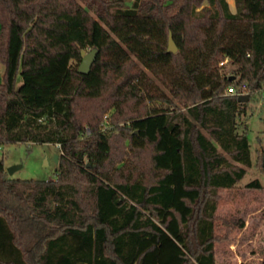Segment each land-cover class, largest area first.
<instances>
[{
  "label": "trees",
  "instance_id": "1",
  "mask_svg": "<svg viewBox=\"0 0 264 264\" xmlns=\"http://www.w3.org/2000/svg\"><path fill=\"white\" fill-rule=\"evenodd\" d=\"M202 1L0 0V144L59 145L52 180L0 159V264H215L218 190L251 165L264 0ZM242 83L246 102L226 93Z\"/></svg>",
  "mask_w": 264,
  "mask_h": 264
},
{
  "label": "rangeland",
  "instance_id": "2",
  "mask_svg": "<svg viewBox=\"0 0 264 264\" xmlns=\"http://www.w3.org/2000/svg\"><path fill=\"white\" fill-rule=\"evenodd\" d=\"M228 3L234 11V0ZM206 5L207 1L203 0L197 9ZM72 64L76 63L72 61ZM218 65L223 66L222 71L226 74L234 68L227 62L221 65L219 61ZM3 71L4 66L0 63V80ZM16 80L18 87L22 82L20 74ZM153 80L168 93L157 79ZM250 98L246 111L239 117V128L246 127L251 165L245 167L244 175L234 187L218 190L214 228L217 238L214 244L215 264H263L264 260V156L261 155L258 160V154L264 151V88ZM113 111L114 108L108 109L103 115L104 120ZM57 154L59 145L55 143L29 141L0 144V159L4 162L6 176L14 179H55L57 163L54 156ZM147 157L148 150L141 155L143 160ZM253 180L261 183V189L246 187Z\"/></svg>",
  "mask_w": 264,
  "mask_h": 264
},
{
  "label": "water",
  "instance_id": "3",
  "mask_svg": "<svg viewBox=\"0 0 264 264\" xmlns=\"http://www.w3.org/2000/svg\"><path fill=\"white\" fill-rule=\"evenodd\" d=\"M177 46L172 38L171 33H169L168 35V44H167V51L168 52H176ZM98 50L96 48H92L88 51L85 50H81L80 54H81V60L79 62V65L77 67V71L81 74H87L90 70V67L92 65V63L95 61L96 55H97ZM249 99V94H241L237 96V100L240 102H246ZM58 157L59 154L54 156V160L57 163L58 162ZM263 168H264V159H263Z\"/></svg>",
  "mask_w": 264,
  "mask_h": 264
},
{
  "label": "built area",
  "instance_id": "4",
  "mask_svg": "<svg viewBox=\"0 0 264 264\" xmlns=\"http://www.w3.org/2000/svg\"><path fill=\"white\" fill-rule=\"evenodd\" d=\"M226 60L227 59L220 61V64L222 65L224 62H226ZM226 93L230 95H236V96L241 95V94H246V84L242 83L240 87L230 85L229 87H227Z\"/></svg>",
  "mask_w": 264,
  "mask_h": 264
},
{
  "label": "crops",
  "instance_id": "5",
  "mask_svg": "<svg viewBox=\"0 0 264 264\" xmlns=\"http://www.w3.org/2000/svg\"><path fill=\"white\" fill-rule=\"evenodd\" d=\"M229 2V0H227ZM230 6V5H229Z\"/></svg>",
  "mask_w": 264,
  "mask_h": 264
}]
</instances>
